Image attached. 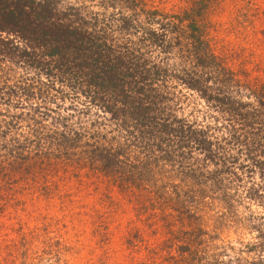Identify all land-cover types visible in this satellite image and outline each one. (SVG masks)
I'll list each match as a JSON object with an SVG mask.
<instances>
[{"label":"trees","instance_id":"1","mask_svg":"<svg viewBox=\"0 0 264 264\" xmlns=\"http://www.w3.org/2000/svg\"><path fill=\"white\" fill-rule=\"evenodd\" d=\"M209 1L193 0L178 16L140 7L141 19L136 14V17L131 16L129 24L119 22L122 23L120 29L131 31L136 40L117 44L114 28L118 26L106 15L97 14L88 22L80 18L81 15L76 16L73 7L59 8L56 0H0V73L11 74L9 66L39 68L45 75L46 87L54 89L58 85L57 93L63 101L67 99L65 94L74 97L83 108L81 114L95 109L107 116L117 129L114 146L105 144L108 141L102 133L79 128L80 121L79 126L75 125L81 133L66 122L65 125L59 122L61 126L56 122V125L62 127L63 139L68 137L75 142L64 143V147L70 150L81 148L78 145L83 144L86 163L93 162L91 168L95 172L121 180L117 187L133 197V204H151V195L185 198L200 184L208 186V190L199 192L202 196L205 194V198L228 202L233 195L228 193L224 182L227 179L232 189L234 182L240 181L233 166L234 157L228 154L233 152L234 146L244 147L250 162L246 177L253 180L252 176L258 174L262 178L261 184L241 187L245 198L264 203V82L250 79L241 72L234 73L215 56L203 22ZM172 47L182 50L167 52ZM178 59L181 65L175 62ZM171 60H174L172 64ZM176 66L180 69H174ZM171 80L199 93L207 107L219 116L213 127H203L174 115ZM8 82L0 77V108L3 105L16 108L18 104L20 108L27 104L34 93L32 87L10 86ZM28 110L34 112L35 106H28ZM33 123L31 131L38 155L24 156L17 150L26 147L28 142L21 143L16 138L14 142L17 166L32 167L37 177L38 171L49 161L50 154L46 153L51 150L47 146L44 150L45 135L40 123L36 120ZM85 138L91 143L84 141ZM57 146L60 159L55 158L56 164L71 156L64 152V147ZM101 152L103 155L93 158L92 155ZM121 168L132 171L125 177L124 172L118 171ZM138 177L144 179V184H138ZM178 178V185L166 187L168 182ZM205 179H209V184ZM153 187L160 190V194ZM239 188L237 185L235 192ZM142 196L146 199L140 202ZM163 209L171 210V207L163 206ZM162 216L168 214L162 213ZM227 221L228 217L224 225ZM261 221L263 223V219ZM163 227H168L167 222ZM256 232L262 241L260 247L264 245V228L259 227ZM174 233L168 231V240L152 249L147 247L149 253L153 256L173 252L171 257L177 264L200 261L223 264L220 260L225 256L224 251L215 253L216 238L206 241L203 249H192L189 242L184 247L177 245L179 241ZM173 260L160 262L173 263Z\"/></svg>","mask_w":264,"mask_h":264},{"label":"rangeland","instance_id":"2","mask_svg":"<svg viewBox=\"0 0 264 264\" xmlns=\"http://www.w3.org/2000/svg\"><path fill=\"white\" fill-rule=\"evenodd\" d=\"M56 1L60 3L59 8L73 7L76 16L79 14L88 22L97 14L106 15L118 26L114 28L117 44H125L136 38L128 29H120L122 23L119 22L129 24L131 16L136 17V14L141 19L140 7L178 16L180 10L189 8L193 0ZM206 8L203 22L215 56L234 73L241 72L250 79L258 78L264 82V0H210ZM102 16L99 19L102 20ZM181 50L172 47L167 52ZM170 58L177 59V56ZM175 62L181 65L180 59ZM9 67L11 74L0 73L4 82L9 81L10 86L32 87L34 93L20 108H17L19 104L16 108L5 105L0 108V264H150L153 261V264H161L163 259L173 260V252L152 256L148 249L168 240V231L175 232L177 245L184 247L189 242L192 249H203L206 241L216 238L213 242L218 246L215 253L224 251L225 256L220 260L223 264H246L245 261L264 264V245L258 246L262 241L256 236V229L264 228V203L250 201L242 191L245 185L250 188L252 183L261 184L262 178L258 174L252 176L253 180L246 177L250 162L244 147L234 146L233 152L228 153L234 157L233 166L240 178L232 189L227 179L224 182L228 185V193L233 195L228 202H212L205 198V194L202 196L199 192L208 190V186L200 184L185 198L170 195L166 199L168 194L163 198L151 195V204H140L139 207L133 204L132 196L117 187L121 180L92 170L93 162L86 163L84 159L83 144L78 145L81 148L67 150L64 143L71 138L63 139L64 131L56 125V122L64 125L66 122L76 129L75 124L80 121L79 128L102 133L108 141L105 144L114 146L118 139L117 129L110 119L95 109L81 114L82 106H78L70 94H65V101L60 99L59 86L47 88L45 75L39 68ZM169 87L174 93L172 110L175 116L203 127H213L219 116L207 107L199 93L177 80H171ZM207 92L211 94V91ZM27 105L35 106V111L28 110ZM34 120L40 123L45 135L44 150L46 146L51 150L46 153L50 154L49 161L42 171H38L37 177L32 167L17 166L14 142V138L21 143L28 142L26 147L17 150L24 156L38 155L31 131ZM76 132L82 131L76 129ZM67 135L73 136L70 132ZM84 141L88 142L86 138ZM58 144L71 156L56 164L55 158L60 159ZM86 148L90 150L91 147ZM98 155L103 153L92 156ZM118 171L128 177L132 170L121 168ZM178 180L168 182L166 187L178 185ZM208 180L205 182L209 184ZM136 181L140 185L144 179L138 177ZM237 185L240 188L235 192ZM155 187L153 190L160 194ZM145 199L142 196L140 202ZM163 206L171 207V210L163 209ZM162 213L168 216H162ZM226 217L228 221L224 225ZM164 222H167V228L163 227ZM199 245L201 247H196ZM173 249L180 252L176 247ZM163 264L177 263L173 260V263Z\"/></svg>","mask_w":264,"mask_h":264}]
</instances>
